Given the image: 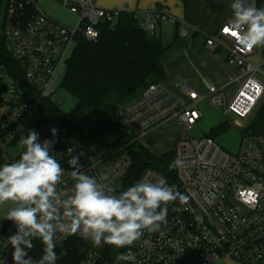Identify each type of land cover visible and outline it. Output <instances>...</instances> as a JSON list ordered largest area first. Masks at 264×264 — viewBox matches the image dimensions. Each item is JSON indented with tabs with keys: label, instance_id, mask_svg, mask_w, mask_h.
<instances>
[{
	"label": "built area",
	"instance_id": "obj_1",
	"mask_svg": "<svg viewBox=\"0 0 264 264\" xmlns=\"http://www.w3.org/2000/svg\"><path fill=\"white\" fill-rule=\"evenodd\" d=\"M55 1L74 17V25L50 16L41 0H0V40L24 66L26 80L33 88V93L27 92L13 82L11 102L0 114V165L14 162L24 151L23 143L16 155L5 153L4 147L41 112L44 101L51 99L57 70L71 56L77 37L96 41L99 26L115 23L121 12L102 7L95 0ZM132 13L139 26L151 34L164 21L177 23L161 8ZM233 19L206 34L204 42L209 52L226 51L229 72L223 84L208 83L201 92L184 83H151L137 98L105 115L112 123L133 130L139 142L164 122H177L185 135L175 143V159L180 156L185 164L174 167V186L189 197L188 202L170 203L167 225L160 232L145 231L131 246L115 247V259L105 260L101 246L91 242L78 264H264V131L250 127L264 105V46L252 50L241 46L225 31ZM180 34H186L184 28ZM230 87L233 90L228 92ZM207 96H211L212 104L223 107L227 121L233 115L235 124L242 128L236 153L223 149L213 137L188 134L202 118L198 104ZM52 129H56L55 135ZM32 130L40 142H54L50 154L65 169L64 182L58 186L62 193L72 191L73 169L68 161L74 156H79L81 171L98 180L106 176L102 182L115 194L132 185L127 181L132 158L126 148L107 147L92 140L66 145L59 127L47 116L38 118ZM160 178H164L162 174L149 168L135 183ZM15 232L13 221L0 223V264H13L7 238ZM71 238L84 239L79 234L58 233L57 244Z\"/></svg>",
	"mask_w": 264,
	"mask_h": 264
},
{
	"label": "clouds",
	"instance_id": "obj_2",
	"mask_svg": "<svg viewBox=\"0 0 264 264\" xmlns=\"http://www.w3.org/2000/svg\"><path fill=\"white\" fill-rule=\"evenodd\" d=\"M230 8L234 19L227 29L236 41L248 50L264 46V8L245 6L243 0H233ZM52 133L55 135L56 129ZM22 143L24 151L19 158L0 165V204H15L6 217L16 227L7 238L13 264H57L58 233L79 234L95 246H131L145 231L160 232L167 225L170 203L188 202L189 197L165 178L140 181L115 194L102 182L106 176L98 180L81 171L79 156L68 161L74 184L66 195L58 187L64 182L65 169L50 154L54 142H40L32 130ZM184 164L177 156L170 167L182 168ZM34 238L44 245L39 260L29 256ZM66 254L67 250L61 252Z\"/></svg>",
	"mask_w": 264,
	"mask_h": 264
},
{
	"label": "trees",
	"instance_id": "obj_3",
	"mask_svg": "<svg viewBox=\"0 0 264 264\" xmlns=\"http://www.w3.org/2000/svg\"><path fill=\"white\" fill-rule=\"evenodd\" d=\"M186 7L191 0H181ZM264 0H257L260 8ZM100 36L96 41L77 37V44L66 61V74L63 86L76 98L73 110L64 113L46 99L41 108V115L59 127L64 144L69 145L79 140H92L107 147H124L132 158L128 183L134 184L141 174L151 168L158 171L168 181L175 184V168L170 167L175 160L174 150L154 153L135 139L134 131L105 118L106 113L124 106L137 98L151 83L166 81L164 56L172 45H164L156 32L149 36L143 30L132 12L121 11L115 23H103L99 26ZM178 38L176 29L174 42ZM0 62L7 69L14 84L33 93L25 77V68L8 50L6 42L0 40ZM31 96H29L30 98ZM87 114L104 119V131L96 132L85 120ZM250 127L264 131V105L255 114ZM226 124H221L217 131H224ZM213 137V135H209ZM35 247L29 250V256L39 260L43 255L44 245L34 239ZM90 240L71 238L56 244L57 264H78L85 256ZM67 250L66 255H61ZM105 260L115 259L118 251L115 246H101Z\"/></svg>",
	"mask_w": 264,
	"mask_h": 264
},
{
	"label": "crops",
	"instance_id": "obj_4",
	"mask_svg": "<svg viewBox=\"0 0 264 264\" xmlns=\"http://www.w3.org/2000/svg\"><path fill=\"white\" fill-rule=\"evenodd\" d=\"M95 2L105 8H117L129 12L155 8L165 10L177 19V23L164 21L158 25L156 33L160 35L163 44L164 25L168 24L169 29L171 26L174 33L177 29L178 33L175 42L173 38L169 44H164H172L163 59L166 82L169 84L184 83L201 92L208 83L215 85L224 83L225 76L229 72L226 51L220 50L211 54L205 48L204 42L206 34L214 33L229 19L234 18L230 8L233 0H191L186 7L181 0H95ZM243 3L245 6L257 7V0H243ZM260 8H264V4ZM44 10L52 16L53 13L49 9L44 8ZM180 28L185 29L184 36L180 35ZM204 55L205 57H203ZM197 87H202V89H197ZM170 124L178 126L177 122L169 120L157 128ZM155 129L151 130L144 138H147ZM184 135L185 132L181 128L172 138L176 143Z\"/></svg>",
	"mask_w": 264,
	"mask_h": 264
},
{
	"label": "rangeland",
	"instance_id": "obj_5",
	"mask_svg": "<svg viewBox=\"0 0 264 264\" xmlns=\"http://www.w3.org/2000/svg\"><path fill=\"white\" fill-rule=\"evenodd\" d=\"M41 4L43 8L46 10L49 9L53 13L52 16L54 18L59 19L68 25L75 24L74 17L64 10L57 1L41 0ZM168 26V24L163 26L164 44H169L171 41H173L175 35L173 29H171V26L170 29ZM148 35L152 36L151 33H148ZM210 53L212 54V52ZM203 57H205V55ZM66 70L67 66L66 62H64L57 70L55 76V91L51 96V103L55 106V108L64 113L73 110L77 103L75 96L63 86ZM197 89H202V87H197ZM232 90L233 87H230L228 92H231ZM13 92L14 86L12 78L10 77L4 65L0 62V114L6 110L7 106L11 102ZM198 108L202 113V118L192 129L188 131V134L196 138L213 135L214 139L223 149L230 153H236L240 147L243 135L242 128L235 124L236 118L233 115H229L228 118L230 122L227 121L223 107L212 104L211 96H207L201 100L198 104ZM41 114V112H37L33 116L30 124L5 145V153L9 155H16L19 152L23 139L31 131L33 123L42 116ZM223 123L226 124L227 128L221 132L217 131V128ZM180 129L181 127L179 125L177 126L172 124L157 128L151 132L147 138L142 139L141 142L152 152H170L174 150L175 146V141L172 137H174V134ZM0 157H3V155L1 154ZM14 206L15 204L12 201H6L3 204H0V223L8 221L6 218L7 213Z\"/></svg>",
	"mask_w": 264,
	"mask_h": 264
},
{
	"label": "water",
	"instance_id": "obj_6",
	"mask_svg": "<svg viewBox=\"0 0 264 264\" xmlns=\"http://www.w3.org/2000/svg\"><path fill=\"white\" fill-rule=\"evenodd\" d=\"M85 120L90 128L95 130L96 132H103L104 131V119L97 118L93 115L87 114L85 116Z\"/></svg>",
	"mask_w": 264,
	"mask_h": 264
},
{
	"label": "snow or ice",
	"instance_id": "obj_7",
	"mask_svg": "<svg viewBox=\"0 0 264 264\" xmlns=\"http://www.w3.org/2000/svg\"><path fill=\"white\" fill-rule=\"evenodd\" d=\"M225 31H228V29H225Z\"/></svg>",
	"mask_w": 264,
	"mask_h": 264
}]
</instances>
